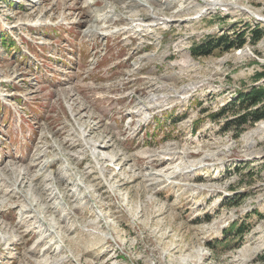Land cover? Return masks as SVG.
<instances>
[{
  "label": "rangeland",
  "instance_id": "374dc122",
  "mask_svg": "<svg viewBox=\"0 0 264 264\" xmlns=\"http://www.w3.org/2000/svg\"><path fill=\"white\" fill-rule=\"evenodd\" d=\"M231 1L0 0V264H264V117L226 125L264 0Z\"/></svg>",
  "mask_w": 264,
  "mask_h": 264
},
{
  "label": "trees",
  "instance_id": "16d2710c",
  "mask_svg": "<svg viewBox=\"0 0 264 264\" xmlns=\"http://www.w3.org/2000/svg\"><path fill=\"white\" fill-rule=\"evenodd\" d=\"M260 36H261V29L252 28L250 32V40L253 42L257 40ZM235 39L229 40L227 37H224L223 35L211 36L205 38L202 42L193 43L191 46H189V52L193 56L205 55V54H209L210 51H212L215 48L217 49L220 48L224 50L230 47H240L245 41L242 35L241 36L239 35V38H235ZM8 40L7 38L3 37L1 39V43L5 41L7 42V44H11L12 42L11 38H8ZM220 51L221 50H218V52ZM253 75L255 79L264 78V65L262 66L260 71H256ZM236 99L237 101H241L244 103L245 109L240 114H237L234 118H230L226 120L227 126L233 124L238 128L241 126V124L251 123L261 117H264V103L259 104L260 102L264 101V84L252 86L246 91L243 90L238 91L236 93ZM222 110L223 108H221L219 111L215 113H212L211 117L213 119L217 118ZM237 133L238 130H235L234 135H236ZM225 231H227V228L224 229V232ZM234 231L236 233H240L241 231L240 226H237ZM261 259H264V256L261 257Z\"/></svg>",
  "mask_w": 264,
  "mask_h": 264
},
{
  "label": "bare ground",
  "instance_id": "6f19581e",
  "mask_svg": "<svg viewBox=\"0 0 264 264\" xmlns=\"http://www.w3.org/2000/svg\"><path fill=\"white\" fill-rule=\"evenodd\" d=\"M130 3V2H129ZM204 10L206 9H213L215 6H222L225 10L230 9L234 6L233 2L231 0H226V2H223L221 0H206L205 2ZM108 15V14H107ZM96 16V15H95ZM94 17V16H93ZM96 19V18H95ZM155 19V18H154ZM155 21V20H154ZM157 21V20H156ZM139 24V22H137ZM157 23V22H156ZM144 25V24H143ZM87 32V31H86ZM92 34V33H91ZM182 64V63H181ZM179 65V64H178ZM154 85V84H153ZM200 84L195 83L192 84L184 89V92L188 93L194 90L196 87H198ZM157 86V85H156ZM166 95V94H165ZM161 106V105H160ZM180 173V172H179ZM50 177V176H49ZM202 184V182H201ZM15 185V184H14ZM53 192V191H52ZM50 193V192H49ZM52 197V196H51Z\"/></svg>",
  "mask_w": 264,
  "mask_h": 264
}]
</instances>
